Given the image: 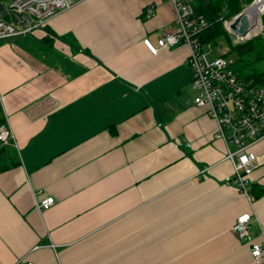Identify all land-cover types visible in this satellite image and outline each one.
Instances as JSON below:
<instances>
[{"label": "crops", "instance_id": "crops-1", "mask_svg": "<svg viewBox=\"0 0 264 264\" xmlns=\"http://www.w3.org/2000/svg\"><path fill=\"white\" fill-rule=\"evenodd\" d=\"M176 27L169 0H83L0 40V124L15 135L0 167L18 162L0 169V264H264V138L251 201L195 104L189 46L143 42ZM247 212L249 239L232 231Z\"/></svg>", "mask_w": 264, "mask_h": 264}, {"label": "built area", "instance_id": "built-area-1", "mask_svg": "<svg viewBox=\"0 0 264 264\" xmlns=\"http://www.w3.org/2000/svg\"><path fill=\"white\" fill-rule=\"evenodd\" d=\"M81 1L12 0L10 7L20 13H27L31 21L27 25H20L0 16V40L42 29L55 15L73 8ZM169 1L176 11V29L165 30L157 44L149 37H145L143 42L155 55L164 47L182 43L189 46L188 62L193 72L192 85L197 92L195 104L208 107L209 114L217 123L214 137L224 143L225 159L233 163L234 172L226 181L237 186L252 201L249 179L259 162L255 146L264 138V85L254 78L239 76L234 69V59L215 54L212 44L201 40L210 22L196 12L195 0ZM253 1L255 3L257 0ZM154 7L153 4L147 7V17L153 15ZM10 144H15L14 132L7 122L1 123L0 149ZM176 144L180 148L191 147V142L186 138H178ZM231 144L235 146L234 149ZM54 202V197H45L37 201V207L43 211ZM252 218V212L240 215L232 227L233 233L249 239ZM262 252V244H252L251 253L257 263H262Z\"/></svg>", "mask_w": 264, "mask_h": 264}, {"label": "trees", "instance_id": "trees-1", "mask_svg": "<svg viewBox=\"0 0 264 264\" xmlns=\"http://www.w3.org/2000/svg\"><path fill=\"white\" fill-rule=\"evenodd\" d=\"M252 1L248 2L252 3ZM194 8L198 14H202L210 22V26L201 36V40L211 43L212 48L213 46L215 48L220 45L219 41L224 39L230 49L222 55L230 58V54H234V69L239 76L254 78L258 83L264 85V13L262 14V35L246 41L234 42L233 34L226 28L225 21L232 19L243 10L242 0H195ZM6 19L13 21L10 18ZM3 149L4 147L0 149V153ZM17 163V161L5 163L0 169L11 167Z\"/></svg>", "mask_w": 264, "mask_h": 264}, {"label": "water", "instance_id": "water-1", "mask_svg": "<svg viewBox=\"0 0 264 264\" xmlns=\"http://www.w3.org/2000/svg\"><path fill=\"white\" fill-rule=\"evenodd\" d=\"M244 11L245 10L241 11L230 22V28L234 34L240 38H245L251 29V24ZM8 15L13 18L15 23L20 25H27L31 21V17L27 13H20L12 7L6 8L2 3H0V16L6 17Z\"/></svg>", "mask_w": 264, "mask_h": 264}, {"label": "rangeland", "instance_id": "rangeland-1", "mask_svg": "<svg viewBox=\"0 0 264 264\" xmlns=\"http://www.w3.org/2000/svg\"><path fill=\"white\" fill-rule=\"evenodd\" d=\"M249 0H242V3H243V6H244V8H243V10H246L248 7H250V6H252V4H254L253 2L254 1H252V3H249L248 2ZM11 2H12V0H0V3H2L6 8H10V6H11ZM242 10V11H243ZM11 17V16H10ZM235 17V16H234ZM233 17V18H234ZM232 18V19H233ZM232 19H230V20H226L225 21V26H226V28L233 34V40H234V42H240V41H246V40H249V39H251V38H254V37H257V36H260V35H262L263 34V22H262V15H261V30L257 33V34H255V35H253V36H251V37H245V38H240V37H238L236 34H234V32L232 31V29L230 28V21H232ZM220 45L219 46H217V47H215L214 48V46H213V51H214V53L215 54H218V55H221V54H224V53H226V52H228L229 51V49H230V47L228 46V44L225 42V40L224 39H221L220 41ZM230 58H234V54H230V56H229Z\"/></svg>", "mask_w": 264, "mask_h": 264}, {"label": "bare ground", "instance_id": "bare-ground-1", "mask_svg": "<svg viewBox=\"0 0 264 264\" xmlns=\"http://www.w3.org/2000/svg\"><path fill=\"white\" fill-rule=\"evenodd\" d=\"M264 12V0H257L252 6L248 7L244 13L248 17L251 29L246 37H251L261 30V15ZM230 24V23H229Z\"/></svg>", "mask_w": 264, "mask_h": 264}]
</instances>
